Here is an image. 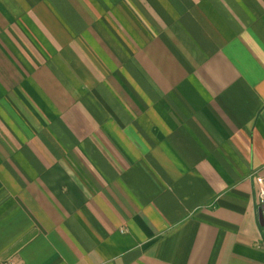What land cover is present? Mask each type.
I'll return each instance as SVG.
<instances>
[{"label": "crops", "instance_id": "0c3cea01", "mask_svg": "<svg viewBox=\"0 0 264 264\" xmlns=\"http://www.w3.org/2000/svg\"><path fill=\"white\" fill-rule=\"evenodd\" d=\"M264 0H0V264H264Z\"/></svg>", "mask_w": 264, "mask_h": 264}, {"label": "built area", "instance_id": "2783aa9c", "mask_svg": "<svg viewBox=\"0 0 264 264\" xmlns=\"http://www.w3.org/2000/svg\"><path fill=\"white\" fill-rule=\"evenodd\" d=\"M254 184L257 189V201L256 205L261 208L264 207V174L262 176L256 177Z\"/></svg>", "mask_w": 264, "mask_h": 264}, {"label": "water", "instance_id": "95a60500", "mask_svg": "<svg viewBox=\"0 0 264 264\" xmlns=\"http://www.w3.org/2000/svg\"><path fill=\"white\" fill-rule=\"evenodd\" d=\"M257 215L260 227H264V207L258 209Z\"/></svg>", "mask_w": 264, "mask_h": 264}]
</instances>
